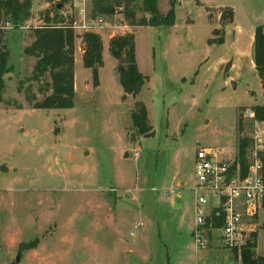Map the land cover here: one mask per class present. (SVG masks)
<instances>
[{
  "label": "rangeland",
  "instance_id": "obj_1",
  "mask_svg": "<svg viewBox=\"0 0 264 264\" xmlns=\"http://www.w3.org/2000/svg\"><path fill=\"white\" fill-rule=\"evenodd\" d=\"M58 1L32 0L25 26L4 30L13 71L0 103V264H219L198 257L192 236L196 155L206 146L237 155L240 122L245 136L255 132L247 110L264 105V81L245 69L234 88L224 61L237 48L254 60L249 36L264 24V0H161L164 15L175 4L171 27L132 25L126 12L144 17L143 0H125L97 16L115 26L92 32L104 46L99 79L83 63L85 31L74 29L75 104L38 109L50 78H34L36 59L24 50L35 27L79 19L74 0L56 11ZM95 1L86 0L91 17ZM226 6L245 37L231 34ZM131 33L148 77L137 97L125 95L109 50L112 37ZM136 101L147 107L150 135L133 126ZM251 222L245 240L256 234L253 250L264 256V211ZM242 250L229 262L243 264Z\"/></svg>",
  "mask_w": 264,
  "mask_h": 264
},
{
  "label": "trees",
  "instance_id": "obj_2",
  "mask_svg": "<svg viewBox=\"0 0 264 264\" xmlns=\"http://www.w3.org/2000/svg\"><path fill=\"white\" fill-rule=\"evenodd\" d=\"M128 1V0H126ZM125 0H97L94 2L95 17L101 15H113L116 6H121ZM129 0L128 2H132ZM136 1V0H134ZM161 0H143L141 8L145 16L137 19L135 9L126 12V17L132 25L140 26H166L175 25V4L164 15L160 10ZM55 0H48V3ZM70 0H59L55 4L56 11H60ZM59 4L61 7H59ZM129 4V3H128ZM32 0H0V103L3 102V92L6 86V76L13 71L10 64L11 52L4 40V30H8V24L15 28L25 26L32 15ZM149 17H148V16ZM222 17L225 12H221ZM47 20H50L48 17ZM231 20H234V10L231 8ZM51 23V21H48ZM72 24H45L34 28L33 41L25 48L27 56L34 57V78L41 80L49 77L46 83L50 94L35 103L38 109H68L75 104V44L76 35ZM86 48L83 55V63L86 68L92 69L95 80L99 79L100 67L103 65V41L100 35L92 32L84 33ZM223 41V40H222ZM221 41V42H222ZM110 53L118 61L117 71L119 81L125 95L137 97L148 77L141 73L136 56L135 35L125 34L112 37L110 41ZM254 62L259 77L264 81V26H258L254 39ZM45 82V81H44ZM256 119L264 122V105H255ZM133 126L141 135H150L154 132L149 121V113L144 102L136 101L132 111ZM238 161L245 175L251 163V152L254 150V141L244 135V129L240 122L238 127ZM259 157L263 163L264 150L259 151ZM216 224L218 221L215 220ZM256 246V234L253 239L247 240L243 247L241 258L244 264H264V256H257L253 250Z\"/></svg>",
  "mask_w": 264,
  "mask_h": 264
},
{
  "label": "built area",
  "instance_id": "obj_3",
  "mask_svg": "<svg viewBox=\"0 0 264 264\" xmlns=\"http://www.w3.org/2000/svg\"><path fill=\"white\" fill-rule=\"evenodd\" d=\"M74 2L78 6L79 19L72 24L73 29L93 32L115 28L104 17L89 16L86 0ZM11 28L13 26L8 24V29ZM247 116L255 120L256 129L248 135L255 147L245 175L237 155L224 148L206 146L197 152V181L193 187L196 226L192 231L196 249H207L218 241L226 249L242 250L247 242L245 234L252 231L251 220L264 211V172L258 153L264 150V133L260 131L263 122L256 119L251 108L247 110ZM142 225L139 223L135 229ZM131 235L136 236V231L133 230Z\"/></svg>",
  "mask_w": 264,
  "mask_h": 264
},
{
  "label": "crops",
  "instance_id": "obj_4",
  "mask_svg": "<svg viewBox=\"0 0 264 264\" xmlns=\"http://www.w3.org/2000/svg\"><path fill=\"white\" fill-rule=\"evenodd\" d=\"M228 7L232 8L234 10V21L231 24V25H233V27L230 30L231 34L235 33L236 35H240V36L245 37L246 31L244 29V26L239 22L238 15H237V12L235 11V9L231 6L220 7V8H228ZM263 26H264V24H263ZM254 39H255V31L250 34L249 41H251V43H253ZM227 61H231V66L229 68V75L226 77V80L228 82H230L234 79H238V78L243 77V75H245V69H248L249 73L252 74L254 77H257L259 80V75L257 74V70H256L254 60L249 58V57H244V55H242L241 50L239 48H237L236 57H229V59L227 58V60H225L224 62H227ZM235 81H237V80H235ZM255 105H263V103L255 104ZM263 124H264V122H263ZM181 183H184V182L182 181ZM177 207H180V205H177ZM212 245L213 244H211V246ZM197 250L199 251L198 257L204 258L205 261H210L212 258L220 257L217 260V262H215V263H219V264H221V263L222 264H226V263L229 264L230 263L229 260H231L234 256L233 255L234 252L231 253L230 252L231 250L221 249L219 247H211L209 249H202V250L197 249ZM262 255H264V252ZM234 257H235V259L234 258L233 259L238 262V258H240V257L238 255H236ZM223 259H225V260H223ZM230 264H232V262Z\"/></svg>",
  "mask_w": 264,
  "mask_h": 264
},
{
  "label": "water",
  "instance_id": "obj_5",
  "mask_svg": "<svg viewBox=\"0 0 264 264\" xmlns=\"http://www.w3.org/2000/svg\"><path fill=\"white\" fill-rule=\"evenodd\" d=\"M59 7H61L60 4H59ZM231 83H232L233 87L236 88V82L235 81H232Z\"/></svg>",
  "mask_w": 264,
  "mask_h": 264
}]
</instances>
